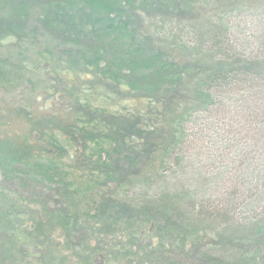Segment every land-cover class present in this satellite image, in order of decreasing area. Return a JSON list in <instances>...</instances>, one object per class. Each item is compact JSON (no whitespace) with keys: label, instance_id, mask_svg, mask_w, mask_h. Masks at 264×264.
<instances>
[{"label":"trees","instance_id":"obj_1","mask_svg":"<svg viewBox=\"0 0 264 264\" xmlns=\"http://www.w3.org/2000/svg\"><path fill=\"white\" fill-rule=\"evenodd\" d=\"M198 1L0 0V48L18 49L0 54V80L21 86L37 78V96L52 104L37 114L7 107L3 125L20 128L0 135V235L25 241L35 264H93L95 255L103 264L264 257V214L235 217L239 180L214 198L127 194L139 183L151 187L157 166L188 148L187 122L218 107L226 88L264 91V68L234 53L226 26L199 29ZM235 1L215 0L220 22ZM257 178L248 188L263 196ZM18 254L14 262H23Z\"/></svg>","mask_w":264,"mask_h":264},{"label":"rangeland","instance_id":"obj_2","mask_svg":"<svg viewBox=\"0 0 264 264\" xmlns=\"http://www.w3.org/2000/svg\"><path fill=\"white\" fill-rule=\"evenodd\" d=\"M9 2L4 3V12L7 14L13 7V3L11 5ZM13 2L14 5H19L17 2ZM214 2L215 0L197 2L195 15L198 17L199 25L201 24L199 29L208 28L209 23L226 26L228 38H230L228 41L235 49L234 53H238L243 58H254L253 61L258 62L257 66L264 68V0H236L233 3L236 7L231 9L227 15H222L224 20L221 22L219 20L220 13L224 9ZM139 17H135L137 22L140 21ZM177 30V23H174L171 31ZM40 38L42 40L40 46L43 47L44 42L47 43L48 40L47 37ZM5 47L8 50H5ZM13 51H18V49L5 43L0 48V54L3 56L10 52L14 54ZM37 80L34 78L33 84L27 83L21 86L15 82L7 84L0 80V135L4 134L6 130L20 128L14 123L3 125L4 120H9L6 113L7 107L16 109L21 108L20 106H28L32 110L36 109L34 114L52 108L50 101H43L42 96H37L39 91ZM251 80H254L255 84L258 83L255 76ZM35 86L36 88H34ZM227 90L228 88L223 92L222 103L218 107L207 112L194 113L192 119L187 122L185 132L188 134V148L163 165L157 166L159 168L158 175L153 179L151 187L146 189L139 183L134 188L128 187V195L132 196L135 201H139L167 191L189 190L195 196L214 198L218 197L219 193H223L228 184L234 188L239 180L240 186L237 187L239 190L237 188L236 190L240 192V196L236 200L234 210L237 220L245 223L264 214V193H262L263 196H260L259 193L248 188L249 179L255 178L256 180L261 174L256 183L264 192V117L261 119L263 123H260L259 120L249 123L254 116L264 114V91L258 87L254 90L247 88L232 93ZM259 92L262 93L261 96H259ZM55 99L59 102L57 94ZM153 166L156 167V164ZM119 167L121 174H125L128 164L121 157L119 158ZM156 171L154 170L153 173ZM110 186L114 188L115 183ZM0 187H2L1 183ZM7 187L13 193L11 191H5V193L14 196V198L17 197L12 190L14 188ZM16 200L18 202V199ZM22 210L27 211V209ZM58 234L60 232L55 234L56 241L60 239ZM17 252L23 262L20 259L18 262H14L13 256ZM0 260L5 261L3 264H35L36 255L32 254V249L27 247L25 241L2 234V236L0 235ZM258 260H260L259 264H264V257L258 258ZM103 263L100 255L94 256L93 264Z\"/></svg>","mask_w":264,"mask_h":264}]
</instances>
